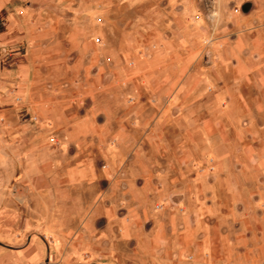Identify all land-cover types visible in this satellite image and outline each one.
Segmentation results:
<instances>
[{
    "label": "rangeland",
    "instance_id": "1",
    "mask_svg": "<svg viewBox=\"0 0 264 264\" xmlns=\"http://www.w3.org/2000/svg\"><path fill=\"white\" fill-rule=\"evenodd\" d=\"M259 37L264 0H0V180L23 185L25 160L16 214L72 235L46 239L41 264H142L137 235L176 242L168 220L204 217V175L237 248L264 252V96L223 105L214 82ZM216 150L233 161H204Z\"/></svg>",
    "mask_w": 264,
    "mask_h": 264
},
{
    "label": "crops",
    "instance_id": "2",
    "mask_svg": "<svg viewBox=\"0 0 264 264\" xmlns=\"http://www.w3.org/2000/svg\"><path fill=\"white\" fill-rule=\"evenodd\" d=\"M253 41L252 45L237 44L227 55L225 60L229 63H221L220 70L225 73L216 72L214 82L218 86L223 85V89H217L220 95L217 100L221 104L227 105L225 99L236 97L237 99L250 100L245 91L258 90L264 96V72L262 74L254 71L255 67L261 65L264 71V37ZM262 42H260L261 40ZM250 45V46H249ZM252 46V48H250ZM251 50L254 52L251 57ZM263 54L262 61H258L257 55ZM256 60L257 62H255ZM215 71V70H214ZM209 92H215L214 83ZM217 87V86H216ZM229 97V98H228ZM248 108L250 106L248 105ZM252 108V107H251ZM250 108V109H251ZM257 113H264V104L261 105ZM6 162H14L15 153L13 148L8 146ZM217 155L205 154L204 161H233L228 155L222 156L217 150ZM1 155V154H0ZM208 156V157H207ZM11 166V165H10ZM25 160L21 165V186H12L14 179L13 172H9L5 178L0 180V264H41L42 258L46 256V239L52 242L62 241L63 237L69 238L68 234L62 233L64 230L52 232V224L45 220L44 223L34 225L30 221H22V217L16 214L18 203H25L30 200L32 194L31 173L28 170ZM219 177V176H218ZM206 176H202L200 186L203 193L213 195L211 201L204 203L200 207L204 217H194L189 215L178 220H168L167 226H183L184 231L178 235V240L173 241L174 235H154L145 232L137 235L140 241L137 244V250L134 253L136 259H141L142 264H261L264 259V252L257 250L238 249L237 243L233 242L232 230L225 228L230 226V219L216 216L217 212L227 210L224 202L218 198L221 194L217 182L212 185L207 181ZM34 188V187H33ZM239 190L236 187V191ZM216 195V196H215ZM189 206V205H188ZM232 210L234 208H231ZM235 210V209H234ZM219 212V213H220ZM224 213L223 211L221 212ZM201 215V214H200ZM236 215V213L234 214ZM41 217L43 215H40ZM177 221V223H176ZM124 233L120 235L121 242H126L132 235L128 225L123 223ZM57 226V225H55ZM59 226V225H58ZM132 226V225H130ZM44 232L50 236L44 235ZM165 236V238H164ZM106 239H103L105 242ZM136 241H133L135 244ZM108 257L115 255L113 247H106L103 251ZM123 262V261H122ZM121 262V264H123Z\"/></svg>",
    "mask_w": 264,
    "mask_h": 264
},
{
    "label": "water",
    "instance_id": "3",
    "mask_svg": "<svg viewBox=\"0 0 264 264\" xmlns=\"http://www.w3.org/2000/svg\"><path fill=\"white\" fill-rule=\"evenodd\" d=\"M252 8H253V3L248 2V3H245V4L242 6V11H243L244 13H248Z\"/></svg>",
    "mask_w": 264,
    "mask_h": 264
}]
</instances>
